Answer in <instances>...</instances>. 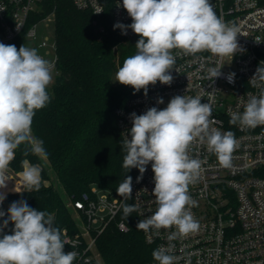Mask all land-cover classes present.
Segmentation results:
<instances>
[{
  "label": "clouds",
  "instance_id": "clouds-1",
  "mask_svg": "<svg viewBox=\"0 0 264 264\" xmlns=\"http://www.w3.org/2000/svg\"><path fill=\"white\" fill-rule=\"evenodd\" d=\"M120 6L132 22H118L114 29H121L122 35L131 29L139 39L135 54L126 57L115 73V82L130 86L134 95L143 90L147 96L149 86L157 82L172 84L176 64L173 50L193 56L207 51L220 58H233L243 51L238 29L217 16L210 0H122ZM222 67L208 69L211 80L221 76ZM53 71V62L36 48L0 42V190L7 188V170L21 145L26 146L24 155L47 156L43 141L32 135V123L36 111L50 103L48 88ZM235 75L229 73L228 81L232 82ZM249 82L258 93L249 94L242 112L230 113V124L242 129L264 126V61ZM163 103V98L157 99V104ZM211 115V104L202 103L199 95H175L163 109L150 107L143 114H130L132 126L121 143L125 153L122 167L126 174L138 169L139 183L151 164L156 204L154 213L137 223V230L159 234L161 229H174L169 242L199 230V221L191 211L197 202L189 186L199 180L202 162L190 155L191 146L206 145L224 168L232 166V154L238 146L232 131L211 127ZM41 172L37 165L24 168L21 176L25 190H40ZM132 183V177L125 175L119 184L116 192L123 201L132 199ZM5 199L6 193L0 191V205ZM120 207L125 219L140 211L136 203L122 202ZM10 223L13 227L7 234ZM62 237L54 214L32 208L24 199L12 202L7 212L0 208V264H74L78 253L65 252ZM174 247L169 243L167 248L154 250L153 259L158 264H176L178 257L170 254Z\"/></svg>",
  "mask_w": 264,
  "mask_h": 264
},
{
  "label": "built area",
  "instance_id": "built-area-1",
  "mask_svg": "<svg viewBox=\"0 0 264 264\" xmlns=\"http://www.w3.org/2000/svg\"><path fill=\"white\" fill-rule=\"evenodd\" d=\"M41 2L0 0V42L7 45L24 33L31 15L39 9ZM210 2L218 17L238 29L237 39L243 51L237 52L233 58H220L207 51L193 56L184 55L178 49L173 50L176 70H172V84L169 86L157 82L149 86L147 96L141 93L118 107V126L124 139V133L132 126L131 113L143 114L150 107L163 109L175 95H199L202 103H210L211 127L222 132L232 131L238 141L232 154V166L221 167L215 154L210 153L206 145L193 143L190 155L202 162L199 180L189 186V193L197 202L191 211L199 221V230L171 242L168 236L174 229H161L159 234L142 231L144 240L154 250L167 248L169 243L174 244L170 254L178 257L176 264H264V126L242 129L230 124V113L242 112L249 94L259 91L249 81L260 62L264 61V0ZM73 3L78 9L94 14V24L101 34L106 30L101 20L111 4L114 24L119 22L128 25L132 22L127 11L120 6L122 0H73ZM50 15L54 16V13ZM39 22L26 31L28 41L34 40L38 47L53 50L56 55L53 64L56 65L57 42L50 45L47 40H39ZM116 29L122 35L121 29ZM135 35L128 29L127 34L122 36ZM220 65H223L221 76L211 80L208 69ZM225 66L229 69H225ZM232 72L236 75L229 82L227 76ZM158 98H163L164 103L157 104ZM139 175L137 170L132 178V201L140 206L137 213L140 221L154 213L156 204L152 195L154 173L151 164L138 183L136 177ZM7 176L10 177L8 170ZM122 202L125 201L121 197L98 186L84 193L81 198H72L67 202L77 222V230L70 232L68 228H63L62 238L70 246L68 251L78 253L77 263L96 260L102 264L97 239L108 224L117 219ZM117 224L123 231L128 229L124 220ZM140 264L158 262L151 259Z\"/></svg>",
  "mask_w": 264,
  "mask_h": 264
},
{
  "label": "trees",
  "instance_id": "trees-1",
  "mask_svg": "<svg viewBox=\"0 0 264 264\" xmlns=\"http://www.w3.org/2000/svg\"><path fill=\"white\" fill-rule=\"evenodd\" d=\"M112 4L107 8L101 22L105 32L101 34L94 24L91 11L78 9L73 0H42L39 9L31 15L25 32L9 44L19 48L28 46L26 31L34 23L54 13L58 76L49 86L50 103L36 111L32 131L35 138L43 141L49 167L55 172L69 200L79 199L94 186L118 195L116 190L125 175L132 178L138 169L127 174L122 167L125 155L121 148L122 132L118 126L117 108L133 94L130 86L115 82V73L122 67L126 57L135 54L139 37H124L111 19ZM21 145L10 163L8 171L19 173L27 163L42 169L39 191L19 190L9 192L3 205L5 212L14 201L24 199L32 208L48 211L55 216L56 225L70 232L77 230V222L63 192L53 181L42 156L24 155ZM132 204V199L125 201ZM6 219V217H5ZM124 220L128 229L118 227ZM137 213L127 219L121 210L117 219L108 224L97 239L101 260L105 264H140L153 259L154 247L148 245L142 230H137ZM13 225L5 229L7 234ZM70 246L65 244L64 251ZM74 264H100L99 261Z\"/></svg>",
  "mask_w": 264,
  "mask_h": 264
},
{
  "label": "rangeland",
  "instance_id": "rangeland-1",
  "mask_svg": "<svg viewBox=\"0 0 264 264\" xmlns=\"http://www.w3.org/2000/svg\"><path fill=\"white\" fill-rule=\"evenodd\" d=\"M37 33H38V38L40 41L43 40H47L48 43L50 45H53L56 41V21H55V17L53 15L48 16L46 19L42 20L39 22L38 26H37ZM36 42L34 40H30L28 41L27 45L28 47H34L38 50V53L44 57L45 59L54 62L56 59V55L55 52L53 50H50L49 48H40L38 47L36 44ZM49 51V52H48ZM225 69H229L225 66ZM58 76V68L56 65H54V71H53V82L51 83L50 86H52V84L54 83V81L56 80V77ZM32 135H33V131H32ZM34 136V135H33ZM44 159V163L45 166H47L52 174V178L54 181L55 186L60 189L64 196L65 199L68 201L69 200V196L65 194L62 185L60 184L58 178L56 177L55 172L52 170L47 160L46 157L42 156ZM19 177L21 178L22 176L19 175ZM24 190V189H22ZM102 264H105L104 262H102Z\"/></svg>",
  "mask_w": 264,
  "mask_h": 264
},
{
  "label": "crops",
  "instance_id": "crops-1",
  "mask_svg": "<svg viewBox=\"0 0 264 264\" xmlns=\"http://www.w3.org/2000/svg\"><path fill=\"white\" fill-rule=\"evenodd\" d=\"M29 166H32V165L30 163H27L26 167H29ZM22 172L15 173V172L8 171V173L10 174V177H9L10 179L7 181V188L2 189L0 191L5 192L7 195L9 192H14V190L15 191L21 190L23 183H22V177L20 178L19 175H21Z\"/></svg>",
  "mask_w": 264,
  "mask_h": 264
},
{
  "label": "water",
  "instance_id": "water-1",
  "mask_svg": "<svg viewBox=\"0 0 264 264\" xmlns=\"http://www.w3.org/2000/svg\"><path fill=\"white\" fill-rule=\"evenodd\" d=\"M25 190V189H24Z\"/></svg>",
  "mask_w": 264,
  "mask_h": 264
}]
</instances>
